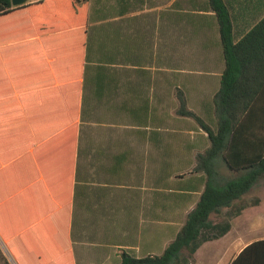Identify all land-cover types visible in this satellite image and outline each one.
Here are the masks:
<instances>
[{"label": "crops", "instance_id": "1", "mask_svg": "<svg viewBox=\"0 0 264 264\" xmlns=\"http://www.w3.org/2000/svg\"><path fill=\"white\" fill-rule=\"evenodd\" d=\"M223 2L227 42L210 0H88L86 22L51 3L0 21V244L14 264L4 236L26 264L69 248L74 264L163 254L164 103L187 95L209 118L225 45L247 38L229 60L264 81V0ZM242 235L221 264L264 240Z\"/></svg>", "mask_w": 264, "mask_h": 264}, {"label": "trees", "instance_id": "2", "mask_svg": "<svg viewBox=\"0 0 264 264\" xmlns=\"http://www.w3.org/2000/svg\"><path fill=\"white\" fill-rule=\"evenodd\" d=\"M87 1L42 0L14 7L11 0H0V21L29 7L61 3L65 9L73 11L75 18L82 17L86 22ZM210 1L227 42L231 34L228 9L223 0ZM247 40L235 46L225 45L228 66L212 109L208 107L209 121L190 112L185 103L180 111L182 116L194 117L210 140V147L197 156L198 163L191 173L193 177L178 176L174 185L175 190L182 192L176 193L178 199L186 196L183 192H199L198 202L161 256L138 259L123 252L121 264H190V258L205 242L221 239L232 228L231 221L214 223L212 216L221 214L224 209H229V219L239 216L247 205L237 206V203L264 178V81L249 84L246 67L234 68L229 60L231 49H239ZM3 240L17 263L26 264L5 236ZM185 250L190 258L184 257ZM70 252L69 248L67 259L60 264H74ZM0 264H14L1 245ZM232 264H264V240L247 246Z\"/></svg>", "mask_w": 264, "mask_h": 264}, {"label": "rangeland", "instance_id": "3", "mask_svg": "<svg viewBox=\"0 0 264 264\" xmlns=\"http://www.w3.org/2000/svg\"><path fill=\"white\" fill-rule=\"evenodd\" d=\"M187 95H180L177 102H165L163 114V138H164V182H163V248L172 242L178 231L184 225L187 214L198 202L201 193H186L183 199H178L174 185L178 176L193 177L191 173L196 167L197 156L203 153L209 141L207 134L201 129V124L194 117H183L180 114L185 100L187 109L196 116H204V104L199 101H188ZM209 121V118H205ZM167 161V162H165ZM181 193V192H180ZM246 204L243 212L234 218L229 219V209H224L221 214L213 215L214 223L231 221L232 228L227 236L221 240L209 244V250L202 253L201 257H191L188 251H184V257L190 258V264H221L224 257L223 249H227L235 238L240 240H254L264 237V178L260 184L254 187L250 193L244 196L237 206ZM241 238V237H240ZM247 238V239H245ZM1 245V244H0ZM198 251V250H197ZM114 261L108 264H121L122 252L114 248ZM227 253V252H226ZM225 253V254H226ZM195 255V254H194ZM225 256V255H223ZM104 264V263H103Z\"/></svg>", "mask_w": 264, "mask_h": 264}, {"label": "water", "instance_id": "4", "mask_svg": "<svg viewBox=\"0 0 264 264\" xmlns=\"http://www.w3.org/2000/svg\"><path fill=\"white\" fill-rule=\"evenodd\" d=\"M27 2H28V0H11V4L14 7L22 6V5L26 4Z\"/></svg>", "mask_w": 264, "mask_h": 264}]
</instances>
